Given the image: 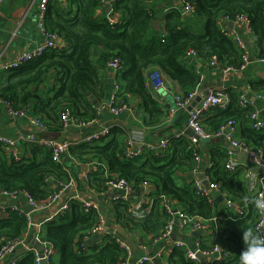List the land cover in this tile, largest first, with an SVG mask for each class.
<instances>
[{"label": "trees", "instance_id": "16d2710c", "mask_svg": "<svg viewBox=\"0 0 264 264\" xmlns=\"http://www.w3.org/2000/svg\"><path fill=\"white\" fill-rule=\"evenodd\" d=\"M68 1V10L62 11L56 6L59 1L54 0L46 16L47 29L63 38L66 47L56 48L51 54L18 69L0 72V98L13 100L19 109L30 106L33 114L49 126H61L60 116L67 109L79 118L88 119L95 115L93 104L101 101L106 91V83L91 59L95 46L103 48L106 60L120 56L124 70L115 78L121 87L120 96L125 102L129 95L138 96L150 121L160 118L163 111L158 108L147 87L145 72L149 68H159L165 76L179 83L184 94H187L201 82L200 74L186 61L188 51H197L198 57L205 61L215 55L222 68L240 65L241 49L221 33L219 17L245 15L254 31L256 52L259 57H264V0H190L196 7L191 15H183L179 4H176L164 12L166 14L161 17L164 30L158 32L153 28L152 21L160 16L150 5V0H114L113 9L122 16L121 21L115 23L95 17L102 0ZM195 18L202 22V28H197ZM51 75L55 94L43 99L40 91ZM250 87L254 96L264 94V79L251 80ZM227 92L231 98L230 106L216 110L212 113V119L204 120L203 125L214 133L228 120L244 119L246 124L241 126L237 139L255 151L262 150L264 159V130L252 129L249 120L256 103L243 107L239 105V97L243 93ZM117 133L124 135L121 130ZM123 145L112 138L106 144L96 141L79 144L73 146L70 152L77 157L89 155L99 159L111 172L135 186L145 179L150 180L158 194L175 201L176 207L192 217H217L214 231L218 238L213 239L214 234H211L210 245L204 242L201 248L210 250L218 242H225L232 255L222 264H239V254L244 248L243 231L248 227L254 228L257 216L255 198L248 190L242 176L243 170L231 173L224 165L228 156L221 150L211 152L213 166L207 171L210 181L218 183L231 201L249 206L248 213L241 215H235L232 210L219 212L215 209V201L196 194L195 182L178 184L175 179L180 169L192 171L196 165L190 137L176 138L167 150L158 153L149 151L142 160L122 159ZM31 146V157L24 159L27 163L14 161L0 149V189L26 190L35 199L43 200L55 191L50 178L67 183L70 175L63 168V163L53 161L51 152L40 146ZM197 149L200 151V142ZM92 177L100 183L99 188L104 186V174L94 173ZM162 201L163 198L155 196L150 211L143 217H137L126 203L117 200L116 221L123 227L127 225L139 232L154 233V238H157L170 216ZM98 219L95 211L85 212L79 203L71 201L65 213L45 223L43 238L60 255L58 264H116L124 260L125 250L114 236L107 238L97 248L100 250L90 252L92 254L87 253L89 250L81 249L87 242L83 237L97 224ZM27 227L26 216L14 212L1 219L0 250L8 241L21 236ZM78 235L80 239H77ZM169 260L170 264H199L189 260L183 250L173 251ZM18 264H36L34 254L27 252Z\"/></svg>", "mask_w": 264, "mask_h": 264}, {"label": "crops", "instance_id": "0c3cea01", "mask_svg": "<svg viewBox=\"0 0 264 264\" xmlns=\"http://www.w3.org/2000/svg\"><path fill=\"white\" fill-rule=\"evenodd\" d=\"M58 1L59 3H57L56 6L62 11H67L70 6V2L68 0ZM113 2L114 0H102L100 6L95 12V17L98 20H108L110 23L121 21L122 16L114 11ZM38 3L39 0L3 1L0 13V58L3 63L7 64L12 62L23 52L33 51L44 44L46 36L44 31L39 27L38 23ZM149 3L159 14L160 18L157 19L161 20V17L166 14L164 12L173 6H176V4H178V0H150ZM195 22L198 23V29L202 28L200 25L202 22L198 18H195ZM163 24L164 23L162 21V26ZM228 27L230 31L240 35L245 40L252 54V62L248 65V68L245 71H238L236 69L225 70L223 68H212L208 66L207 61L203 60L202 58L189 56L186 59L187 63L190 67H194L196 72L201 76L200 84L196 89L191 91H197L201 93L207 90V88H215L218 90L241 92L251 97L252 102L254 104L256 103L255 108L260 110L261 116L264 118V104L261 100L255 98L256 95L254 96V92L250 87L251 80L264 79V62L258 61L259 55L258 52H256L254 46V31L252 26L244 20L231 22L228 24ZM155 31L158 32L160 29H155ZM66 45L67 44L63 38L59 36L57 41V49H62L63 47H66ZM91 59L95 68L98 70L101 79H103L106 83L105 97L101 101H97L93 104L95 105L102 101L107 102L109 100L112 92L114 91L116 76L106 64L107 60L104 57L102 47L95 46L92 49ZM158 69L159 68L157 67H151L145 72L148 90L151 92L153 98L157 102L158 108L163 111V115L157 120L150 121V118L144 112L142 100L138 96L129 95L127 97V103L131 106L132 110L125 111L119 115H116L109 110L102 112L99 115V125L92 124L87 126H75L73 124L66 125L65 123L61 122V126L58 124L55 126H49L46 131L40 133L39 135L58 141L65 140L79 144L87 143L86 139L88 137L94 135L103 128H108L111 131L107 138H101L102 140L99 138L100 140L98 139V141H96L98 143L100 142L101 144H106L112 138L117 139L123 144L125 143V140L129 134L135 133L137 131L143 133L142 138L145 141L156 144L160 143L161 140H173V138L176 139L175 137L182 133H184L182 137H190L191 135L187 132L188 111L179 108L174 98L175 94L184 93L180 84L173 81L164 74L163 75L170 86L169 91H156L148 83L149 73ZM52 86L53 75L50 76L49 81L41 88L40 93L43 99L52 97L55 94ZM1 99L2 98H0V133L7 136H15L18 131L23 132V134L26 136L30 134V132L33 130L30 119L31 117L35 116L33 114V109L30 106L24 107V109L27 111V114L21 118L12 119L4 112ZM169 109L174 111L171 117L167 114ZM212 117L213 115L209 114L205 120L209 121L212 119ZM237 122L239 125L237 130L238 134L240 132L241 126L246 124V122L244 119H238ZM210 128H213V126ZM114 130H121L124 132V135H121ZM230 147V144L218 138L208 139L205 142H200V155L202 161L200 163L199 174L195 176L192 171L188 170V168H182L175 176L177 183L183 184L184 182L190 181L193 183L196 182V179L205 182L209 181L211 177L207 171L213 166L211 152L221 150L226 154ZM31 148L32 146L28 142L21 141L17 144V150L27 158L31 157ZM146 154L147 152L137 159L142 160ZM237 158H239V162L242 165H249L251 168L254 167L250 162L243 161L240 158V153L238 154ZM62 162L64 166L63 168L67 170L70 178L74 180L76 186L66 191L63 201L56 203L49 209L31 212L32 222L39 224L40 228H35L32 226L29 232L24 235V244L19 247L13 255L8 256L3 261H1L0 264H9L10 261L13 260L20 261L27 253L28 249H32L36 252H39L40 254H43L46 248L52 245L43 238L45 223L54 220L57 218V216L62 214V206L65 203H68V207H70V202L75 201L78 196H82L87 200L96 202L99 206L101 214L105 218L106 223V229L104 231L98 232L96 234H90L88 239H85V236L83 237V240L87 241L86 243H89L87 245L85 243L81 249L89 250V252H95L96 250L99 251L100 249L97 248L102 246L107 241V238L114 236L117 238V240L119 239V243L125 250V256L123 258L124 260L128 257L134 262L144 256H147L151 258V262H148V264H170L169 259L172 252L175 250H181L175 248L174 242L181 241L191 248H194L196 246V241L199 238L202 240V243L205 242L204 244L206 245H210V242L212 241L210 237L211 234H214L213 239L218 238V234H216V231H214V227L217 226V224L214 225L210 231L190 229L182 230L180 226V220H177L172 236L157 242L155 241L154 233L139 232L133 229V227H129L127 225L123 227L116 221L115 202L117 200H121L123 203H126L129 206V210L131 211L132 203L134 204L143 198L153 199L155 196L160 195L158 194L156 187L152 185L148 189L147 187H144L142 182H140L139 185L135 186L134 191L130 195L118 190L104 188L105 184H103L104 186H102V188H99L98 185L100 183L96 182L94 180L96 178L92 177L94 173L99 174L103 169V165H105L99 159L89 155L77 157L69 150L68 153L62 156ZM260 173L261 172L255 174L259 176ZM49 182L52 184L55 190H58L59 184L57 183V180L50 178ZM250 194L251 196H254L251 192ZM212 195L213 200L211 201L216 202V210L218 209L219 212H229L232 210L235 215L239 214L236 213L233 208H230L227 205V199L229 196L224 190L221 189V187H219V190L213 191ZM125 197H127L126 202H124ZM169 200L175 203V201L171 199ZM19 204L25 210V206H27L25 200L21 199ZM10 205L11 202L8 198L0 197V220L7 218L10 215ZM175 206H177L176 203ZM245 213H248V211ZM133 214L137 217L140 216L135 213ZM198 231L201 232L200 235ZM77 239H80V235L77 236ZM217 245H219L221 248V252H227L231 257V250L228 248L225 242H218ZM126 247H128L129 250H127ZM59 256L60 255L55 250L52 260L50 262L43 261L41 264H52L53 262V264H58L60 261ZM214 260L215 259L213 256H207V260L203 261L199 259L197 263L214 264ZM133 262H130L129 264H133Z\"/></svg>", "mask_w": 264, "mask_h": 264}, {"label": "built area", "instance_id": "2783aa9c", "mask_svg": "<svg viewBox=\"0 0 264 264\" xmlns=\"http://www.w3.org/2000/svg\"><path fill=\"white\" fill-rule=\"evenodd\" d=\"M4 0H0V13ZM54 0H39L38 3V20L39 27L44 31L46 40L44 44L39 46L37 49L33 51H25L18 56L12 62L3 63L0 58V72L10 71L14 69H18L27 64L33 63L37 59L51 54L54 49L57 48V41L59 39V35L57 33L51 32L46 27V16L49 6L53 3ZM178 4L181 8V13L183 15H191L196 11L195 4L190 0H178ZM237 20H244L250 24L248 18L245 15H238L235 18H230L228 15H223L219 17L218 24L221 30V33L231 38L237 46L241 49V61L239 66H229L227 68H223L225 70H233L236 69L238 71H245L248 68V65L252 62V54L249 50L245 40L238 34L230 31L228 24L231 22H236ZM113 23V22H112ZM251 25V24H250ZM160 30H164L163 26ZM198 57V53L195 50H190L187 52V58ZM258 61L264 62V57H258ZM108 68L115 74V76H119L124 70V64L120 56H113L109 58L106 62ZM207 64L210 67L214 68H222L221 63L217 56L212 55L207 59ZM149 85L156 91H169L170 86L168 85L163 73L158 69L149 73L148 76ZM120 85L115 82L114 91L112 92L109 100L102 101L98 104L93 105L95 110V115L88 119H83L77 117L72 113L71 110L67 109L62 112L60 116V121L68 124H73L75 126H87L92 124L99 123V115L102 112L109 110L110 112L119 115L125 111L132 110L131 106L122 100L120 96ZM200 95V92L190 91L187 94H175L174 98L176 104L179 108L188 111V121L187 128L192 129L196 135H200L205 139H222L228 144H230V149L227 150L226 154L228 158L226 159L224 165L225 168L231 173H236L239 170H243L242 176L247 183L248 190L254 195L255 200L257 198H264V159H263V151L258 150L255 151L244 143H241L237 139V121L236 120H228L221 124V126L216 130V132L211 133L205 126L203 125V121L205 118L209 116V114L214 113L216 110L227 109L231 104V98L227 92V90H218L215 88H207L206 93L202 96L200 102L196 105H193L196 101V98ZM255 98L264 102V94L256 95ZM1 104L4 112L12 119H18L27 114L26 109L17 108L13 100L9 98H2ZM252 104V100L249 96L242 94L239 97V105L245 107ZM174 111L169 109L168 115L171 117ZM167 115V117H168ZM250 126L252 129L256 131L264 130V118L261 116L260 110L255 109L250 117ZM31 126L32 131L27 136L23 134V132L18 131L15 136H7L5 134L0 133V149H3L8 156H10L16 162L27 163L24 159L26 158L17 150V144L21 141L28 142L31 145L40 146L49 152H51L52 159L56 163L62 164V156L69 152V150L79 143H75L72 141H58L51 138H45L39 135L46 131L49 127L44 121L41 120L40 117L34 116L31 117ZM110 129L103 128L96 132L94 135L88 137L86 140L87 143H93L98 141L100 138H107L110 135ZM142 132L137 131L135 133L129 134L126 138L125 143L123 145V150L121 152L122 159H136L141 157L145 152H161L162 150H167L171 146V142L174 140H161L160 143L156 144L153 142H147L142 138ZM184 133L178 135L175 138L182 137ZM99 139V140H100ZM190 140L194 145L195 154L194 161L196 163L195 167L192 169L193 174L196 176L200 172V163L202 161L200 151L197 149L199 145V139L195 136H190ZM81 144V143H80ZM245 153L251 159V164L253 166L261 167V176H257L255 173L251 171V166L242 165L239 162L238 154ZM101 174H104L105 178V187L111 190H118L125 194H132L135 189V185L132 182L127 181L123 177H119L116 173L110 171L108 166L103 165V169ZM89 176V175H88ZM89 179V177H88ZM58 190H55L51 193L46 199L37 200L35 199L28 191L26 190H13L8 191L4 189H0V197H6L10 200L11 205L9 208V213L14 212L20 216H26L28 220V227L23 232V234L19 237L11 239L8 241L0 250V262L3 261L10 255H13L16 250L24 244V235L29 232L30 228L34 226L35 228H40L39 224H35L32 222L31 212H37L49 209L51 206L56 203L63 201V197L66 191L70 188L76 186L73 179L70 178V181L67 183L57 182ZM144 187L148 189L153 185L152 182L148 179L142 181ZM196 194L200 196L208 197L213 200V191L219 190L220 185L215 182H211L210 180L207 182H203L201 180L196 179L195 182ZM158 198H163L162 206L165 208L167 214H169V218L167 219L166 224L161 229V233L155 241H160L162 239L170 238L174 232V226L177 220H180V226L182 230H203L210 231L214 225L217 223V217H213L211 219H204L203 217H192L191 215L184 212L181 208L176 207L174 202H171L164 195L157 196ZM125 197V201H127ZM21 199H24L28 206H31L33 210L29 213H26L24 208L20 206L19 202ZM75 201L81 205V208L85 212H89L91 210L95 211L99 217L97 224H95L89 232L85 235V239L90 237V234H96L98 232L104 231L106 229L105 218L101 214L99 206L96 202L92 200H87L82 196H78ZM154 202V198H143L136 203H132L131 211L135 214L140 215L139 217H143L146 215ZM227 205L230 208H233L236 213L244 214L248 211L249 206L246 203L242 202H233L229 198L227 199ZM68 203H65L62 206L61 213H65L68 209ZM254 228H258L260 231H264V213H261L257 209V216L254 222ZM119 242V239L117 240ZM125 245V244H124ZM175 248L181 249L185 252L187 258L193 262H198V253L202 252L206 256H213L215 259L213 261L214 264H222L226 262L230 258V255L227 252H221V248L219 245H216L210 250L202 249V240L199 238L196 241V246L191 248L181 241L174 242ZM127 246V245H126ZM125 248V247H124ZM129 250L128 247H126ZM27 252H32L35 256L36 264H41L43 261L50 262L55 254V247L50 245L46 248L43 254L36 252L35 250L28 249ZM90 254V252H87ZM129 254V251H128ZM129 256V255H128ZM130 257V256H129ZM18 260L10 261L9 264H18ZM131 258H126L123 262H119L117 264H129ZM151 262V258L144 256L136 261L133 264H144Z\"/></svg>", "mask_w": 264, "mask_h": 264}, {"label": "clouds", "instance_id": "9594fccd", "mask_svg": "<svg viewBox=\"0 0 264 264\" xmlns=\"http://www.w3.org/2000/svg\"><path fill=\"white\" fill-rule=\"evenodd\" d=\"M254 206L264 213V198H257ZM244 244L239 254V264H264V231L248 227L242 234Z\"/></svg>", "mask_w": 264, "mask_h": 264}, {"label": "water", "instance_id": "95a60500", "mask_svg": "<svg viewBox=\"0 0 264 264\" xmlns=\"http://www.w3.org/2000/svg\"><path fill=\"white\" fill-rule=\"evenodd\" d=\"M152 24H153V28H155L156 30H159V29L161 28V26H162V20L154 19V20L152 21ZM205 93H206V90L203 91V92H201L200 95L196 98V101L194 102L193 105H196L198 102H200V100L202 99V96H204ZM187 132H188L191 136H195L196 138H198L200 142H205V141L208 140V139L203 138V137L200 136V135H196L195 132H194L192 129H190V128H187ZM240 158H241L243 161L250 162V163L252 162L251 159L249 158V156H248L247 154L243 153V152L240 153ZM251 171H252L253 173H258V172L261 171V167H260V166H254V167L251 168ZM203 182L205 183V181H203ZM206 182H207V181H206ZM32 210H33V208H32L31 206H28V205L25 206V212H26V213H29V212H31ZM198 233H199V235L201 234L200 231H198ZM198 258H199L200 260H203V261H204V260H207V256H205L202 252H199V253H198Z\"/></svg>", "mask_w": 264, "mask_h": 264}, {"label": "rangeland", "instance_id": "374dc122", "mask_svg": "<svg viewBox=\"0 0 264 264\" xmlns=\"http://www.w3.org/2000/svg\"><path fill=\"white\" fill-rule=\"evenodd\" d=\"M198 24V23H197ZM195 26H197V25H195Z\"/></svg>", "mask_w": 264, "mask_h": 264}, {"label": "bare ground", "instance_id": "6f19581e", "mask_svg": "<svg viewBox=\"0 0 264 264\" xmlns=\"http://www.w3.org/2000/svg\"><path fill=\"white\" fill-rule=\"evenodd\" d=\"M99 125V124H98Z\"/></svg>", "mask_w": 264, "mask_h": 264}]
</instances>
